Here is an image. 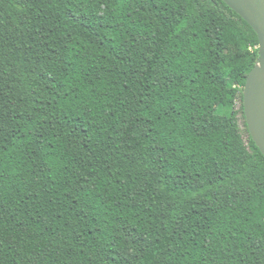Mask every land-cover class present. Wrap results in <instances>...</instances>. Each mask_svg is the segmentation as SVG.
<instances>
[{
  "label": "trees",
  "instance_id": "trees-1",
  "mask_svg": "<svg viewBox=\"0 0 264 264\" xmlns=\"http://www.w3.org/2000/svg\"><path fill=\"white\" fill-rule=\"evenodd\" d=\"M258 61L222 0H0V264H264Z\"/></svg>",
  "mask_w": 264,
  "mask_h": 264
},
{
  "label": "water",
  "instance_id": "water-1",
  "mask_svg": "<svg viewBox=\"0 0 264 264\" xmlns=\"http://www.w3.org/2000/svg\"><path fill=\"white\" fill-rule=\"evenodd\" d=\"M255 32L259 61L250 71L243 88V114L248 132L264 155V0H222Z\"/></svg>",
  "mask_w": 264,
  "mask_h": 264
}]
</instances>
